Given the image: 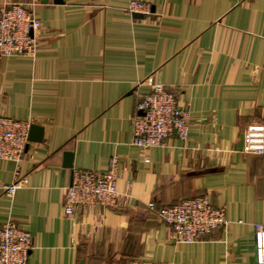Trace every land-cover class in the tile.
I'll list each match as a JSON object with an SVG mask.
<instances>
[{
	"label": "crops",
	"instance_id": "1",
	"mask_svg": "<svg viewBox=\"0 0 264 264\" xmlns=\"http://www.w3.org/2000/svg\"><path fill=\"white\" fill-rule=\"evenodd\" d=\"M130 1L148 12L135 18ZM10 4L29 6L41 25L33 57L0 58V116L42 129L18 165L0 160V228L29 232L28 264H254L264 155L241 150L245 128L264 124V0H0V9ZM148 83L188 110L185 142L130 144ZM113 157L116 204L65 216L73 173L104 174ZM20 178L7 197L3 186ZM202 195L226 209L228 226L175 242L157 211Z\"/></svg>",
	"mask_w": 264,
	"mask_h": 264
},
{
	"label": "built area",
	"instance_id": "2",
	"mask_svg": "<svg viewBox=\"0 0 264 264\" xmlns=\"http://www.w3.org/2000/svg\"><path fill=\"white\" fill-rule=\"evenodd\" d=\"M148 6L130 1V13L145 14ZM39 20L31 8L23 4H10L0 9V58L33 57L36 50L35 33L40 29ZM150 91L136 106L131 118L130 144L142 151L163 147L176 136L182 142L187 139L189 113L173 92L161 85L148 83ZM30 124L0 116V160L18 165L29 143ZM242 153L264 155V124H249L242 135ZM118 160H110L104 174L77 170L65 188L63 213L71 216L80 207L98 206L110 208L116 204ZM27 180L20 178L3 186L4 194L13 198ZM151 210L153 203H148ZM160 220L169 228L175 242L191 244L215 232L225 229L229 222L224 207L213 205L207 195L181 200L157 211ZM31 251L29 232L13 223L0 228V264H28ZM254 264H264V226H254Z\"/></svg>",
	"mask_w": 264,
	"mask_h": 264
},
{
	"label": "water",
	"instance_id": "3",
	"mask_svg": "<svg viewBox=\"0 0 264 264\" xmlns=\"http://www.w3.org/2000/svg\"><path fill=\"white\" fill-rule=\"evenodd\" d=\"M59 1H60V0H59ZM133 16H134L135 18H141V17H142L141 14H137V13L133 14ZM41 131H42L41 128H39V127H37V126H35V125H31V126H30V130H29L28 140H29V141H33V142H39V141H40V138H36V137L34 136V134H35L36 132H39V133H40ZM65 158H66V161H68L67 164H66V166H67V167H71L72 154H71V153H66V154H65Z\"/></svg>",
	"mask_w": 264,
	"mask_h": 264
},
{
	"label": "trees",
	"instance_id": "4",
	"mask_svg": "<svg viewBox=\"0 0 264 264\" xmlns=\"http://www.w3.org/2000/svg\"><path fill=\"white\" fill-rule=\"evenodd\" d=\"M172 206V205H171ZM170 207V206H169Z\"/></svg>",
	"mask_w": 264,
	"mask_h": 264
}]
</instances>
